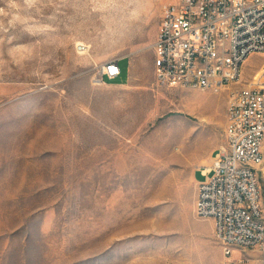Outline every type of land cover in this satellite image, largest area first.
Instances as JSON below:
<instances>
[{"label": "rangeland", "instance_id": "1", "mask_svg": "<svg viewBox=\"0 0 264 264\" xmlns=\"http://www.w3.org/2000/svg\"><path fill=\"white\" fill-rule=\"evenodd\" d=\"M164 1L0 0V264H226L195 203L242 82L157 83Z\"/></svg>", "mask_w": 264, "mask_h": 264}, {"label": "built area", "instance_id": "2", "mask_svg": "<svg viewBox=\"0 0 264 264\" xmlns=\"http://www.w3.org/2000/svg\"><path fill=\"white\" fill-rule=\"evenodd\" d=\"M154 51L159 85L220 91L242 82L229 94L225 141L200 167L195 211L214 220L226 264H264V63L242 74L264 51V0H165ZM102 73L116 78L120 62Z\"/></svg>", "mask_w": 264, "mask_h": 264}, {"label": "bare ground", "instance_id": "3", "mask_svg": "<svg viewBox=\"0 0 264 264\" xmlns=\"http://www.w3.org/2000/svg\"><path fill=\"white\" fill-rule=\"evenodd\" d=\"M79 47H80V49L83 51V50H85V48H86V45H85V43H83V42H79Z\"/></svg>", "mask_w": 264, "mask_h": 264}, {"label": "crops", "instance_id": "4", "mask_svg": "<svg viewBox=\"0 0 264 264\" xmlns=\"http://www.w3.org/2000/svg\"><path fill=\"white\" fill-rule=\"evenodd\" d=\"M122 73H123V72H122ZM122 73H121L119 76H121V75H122ZM119 76H117V77H119ZM117 77H116V78H117ZM201 175H202V173H201Z\"/></svg>", "mask_w": 264, "mask_h": 264}]
</instances>
